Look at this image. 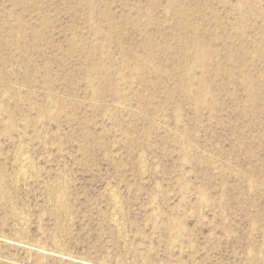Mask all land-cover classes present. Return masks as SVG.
Segmentation results:
<instances>
[{"label": "rangeland", "instance_id": "374dc122", "mask_svg": "<svg viewBox=\"0 0 264 264\" xmlns=\"http://www.w3.org/2000/svg\"><path fill=\"white\" fill-rule=\"evenodd\" d=\"M0 264H264V0H0Z\"/></svg>", "mask_w": 264, "mask_h": 264}]
</instances>
